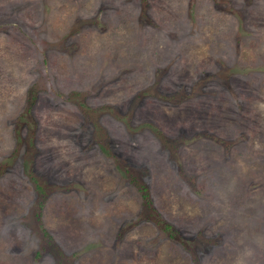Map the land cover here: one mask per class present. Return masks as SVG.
<instances>
[{
    "label": "rangeland",
    "instance_id": "rangeland-1",
    "mask_svg": "<svg viewBox=\"0 0 264 264\" xmlns=\"http://www.w3.org/2000/svg\"><path fill=\"white\" fill-rule=\"evenodd\" d=\"M0 264H264V0H0Z\"/></svg>",
    "mask_w": 264,
    "mask_h": 264
}]
</instances>
